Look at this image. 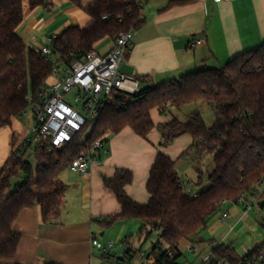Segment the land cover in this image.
Returning a JSON list of instances; mask_svg holds the SVG:
<instances>
[{"label": "trees", "instance_id": "16d2710c", "mask_svg": "<svg viewBox=\"0 0 264 264\" xmlns=\"http://www.w3.org/2000/svg\"><path fill=\"white\" fill-rule=\"evenodd\" d=\"M67 1L83 10L92 23L87 27H66L51 45L55 58L47 59L28 48L18 34L25 19L24 0H0V129L26 114L30 94L34 102L37 94L53 81L57 64L70 65L95 50L104 39L139 31L146 23L143 9L148 0H94L88 6H83L82 0ZM195 1L198 0H175V3ZM26 2L30 11L53 4V0ZM137 79L142 85L140 93L116 96V104L105 108L84 140L91 125L85 126L63 149L48 153L43 143L29 147L39 162L35 172L24 156L14 155L0 170V264H11L16 256L21 236L13 225L24 210L39 205L45 224L60 219L66 191L60 175L80 152L127 127L146 138L156 127L151 117L154 109L166 115L170 108L178 110L203 100L216 115L212 127L206 125L200 113L190 115L186 121L173 116L170 122L158 126L163 136L161 146L167 147L177 138L191 135L193 144L181 157L190 152L198 159L206 154L213 157L214 168L207 176L209 187L197 198L184 192L176 161L163 153L158 154L150 171L147 191L151 199L147 204L133 201L125 191L132 183L131 171L118 169L112 178L105 179L106 188L116 195L122 212L102 224L112 227L119 221L139 220L141 233L149 230L151 235L153 230H160L164 245L174 256L158 255V264H176L182 257L181 243L199 241L223 200L235 202L242 195L252 194L254 187L263 181L264 44L237 55L220 69L205 68L159 86L146 87L143 78ZM20 172L25 177L13 185V178L19 177ZM204 178L200 172V182ZM263 252L264 243L241 259L232 246L220 245L213 255L230 264H241L259 258Z\"/></svg>", "mask_w": 264, "mask_h": 264}, {"label": "crops", "instance_id": "0c3cea01", "mask_svg": "<svg viewBox=\"0 0 264 264\" xmlns=\"http://www.w3.org/2000/svg\"><path fill=\"white\" fill-rule=\"evenodd\" d=\"M82 3L88 6L94 0H82ZM143 16L146 23L134 32L133 45L128 49L120 70L126 75L143 78V86L146 87L180 80L205 68L220 69L237 55L264 44V0H230L221 4L200 0L179 4L175 0H148ZM91 23L92 19L83 10L67 0H53L52 6L34 11L25 4V19L18 34L28 48L39 52L50 38L60 35L66 27H87ZM196 40H203L204 44L192 47ZM112 45L113 39L106 38L95 49L106 54ZM151 117L156 127L146 138L130 127L118 134L107 135L108 153L87 175L72 172L71 175H60L66 191L62 214L57 222L45 224L39 205L24 210L18 216L13 228L21 238L11 264H102L95 257L92 238L108 236L112 239L114 235L104 231L110 227L102 223L122 212L116 195L106 188L105 179L112 178L118 169L131 171L132 183L126 186L125 191L133 201L147 204L151 199L147 182L159 153L176 161L181 179L183 169L180 162L190 161L192 166L186 165L183 170V175L188 177L203 159L196 158L191 152L181 157L192 146V136L183 135L163 147V136L158 126L173 118L160 115L157 109L151 111ZM22 119L14 118L11 126L0 129V170L12 157L14 140L18 141L28 132L21 127ZM208 187L206 177L200 190L195 189V192L200 194ZM241 217L237 214L235 220L229 217L225 221L228 235L236 224L243 221ZM125 221L129 220L121 222ZM125 227L124 232L128 226ZM144 232L146 236L139 250L152 236L149 230ZM201 236L197 244L203 242ZM220 245L232 246V242L216 247ZM207 254L201 249L195 264H199Z\"/></svg>", "mask_w": 264, "mask_h": 264}, {"label": "built area", "instance_id": "2783aa9c", "mask_svg": "<svg viewBox=\"0 0 264 264\" xmlns=\"http://www.w3.org/2000/svg\"><path fill=\"white\" fill-rule=\"evenodd\" d=\"M203 3L212 1L221 4L230 0H200ZM134 32L120 33L113 39V45L106 54L99 53L96 49L83 58L68 64H57L53 69V81L45 86L34 100L33 125L14 145L12 155L26 157L29 147L40 144L47 145L48 153L60 150L67 146L76 135L87 125H93L101 116L106 107L116 104V96L121 93L138 94L141 85L134 76L126 75L120 68L126 53L133 45ZM57 36L50 38L39 51L47 59H54L55 55L51 45ZM204 44L203 40H196L192 47ZM105 138L97 140L92 147L83 149L68 170L72 173L87 175L90 169L96 166L102 155H106ZM35 154V151H34ZM194 182L188 181L181 185L184 192L191 198H197L198 193L193 189ZM258 186L264 189L263 181L254 187L253 207L264 195L256 196ZM246 195H242L235 203H241ZM229 204V200H223L219 204V211ZM251 206H247L250 209ZM217 210V212H218ZM246 212L240 220H243ZM228 212L220 214L219 220H227ZM158 238L154 249L145 256L134 248H127L123 252L117 251V245L113 242H102L98 237L92 238L91 246L101 254L103 264H135L134 256H138L139 264H158L157 256L166 253V257L172 258L173 252L166 248L161 239V231L153 230ZM190 254L197 256L201 253V247L197 243L187 245ZM264 262V252L259 258L252 261H243L241 264H259ZM199 264H230L217 259L213 252L200 259Z\"/></svg>", "mask_w": 264, "mask_h": 264}, {"label": "rangeland", "instance_id": "374dc122", "mask_svg": "<svg viewBox=\"0 0 264 264\" xmlns=\"http://www.w3.org/2000/svg\"><path fill=\"white\" fill-rule=\"evenodd\" d=\"M25 4H27L26 0H24V5ZM33 107H34L33 97L32 94H30V106L28 107L26 114L23 116V119L21 121V127L22 129H24V131L25 130L29 131V129L33 125V114H34ZM196 113L201 114L208 127L213 126L216 119L215 111L210 107L207 101H203V100L182 107L181 109L178 110L170 108L166 116H172V118L173 116H175L182 121H186L190 117V115H194ZM91 127L92 126H90L89 129L84 134L83 140L87 137L88 133L91 130ZM192 154L195 155L194 153ZM25 159L32 165L33 170L35 172L39 162L36 155L34 154L33 148L29 150ZM181 165H182V169L184 170L186 165L192 166V163L190 161L182 160V162H180V166ZM213 168H214L213 157L208 154L203 156V159L200 160L198 165L192 169L188 177H186L185 174L183 175V170H181L179 167V169L182 172L181 174L184 182H188L189 180L195 182L193 185L194 190L195 189L200 190L203 182H205L206 180V177L213 171ZM201 171H203V176H205L202 182H200L199 180V175ZM68 174L71 175V172L68 169H66L62 173V176ZM24 177H25L24 173L20 172L19 177L13 178L12 184L16 185ZM263 191H264L263 187L258 186V190L255 193V195L259 196L263 193ZM252 194L246 195L245 200L241 203H235L233 201H229V204L222 208V211L229 212L232 221L235 220L237 214H239L240 216L246 212L243 221H241L240 224H236L234 226V229H232V231L229 232V235L225 229L226 220H221L222 222L219 220L222 211L220 212L218 210V212H216V214L212 216V218L209 221L207 230L203 232L201 236L203 242L199 244L204 253L206 254L210 253L213 251L216 245L224 242L226 243L229 241L232 242V248L237 252L238 256L241 259H245L247 255L255 247L264 243V209L261 208V205H264V195L252 207L251 206V204L253 203ZM247 206H251L250 209H248ZM122 222L119 221L118 223L114 224L112 227L106 228L104 230L114 235L112 239H110L108 236H105L103 238L98 236V238L104 243L113 241L117 245V251L119 252H123L127 248H134L136 250H139V247L144 242L146 236L145 235L146 232H144L143 236L141 233L142 223L139 220H129L127 222L125 221V223ZM126 225L128 226L127 231L124 232L126 230L125 227ZM97 226L100 227L98 224ZM97 226H95V228H97ZM224 237H226V240L224 239ZM157 241L158 238L156 234L153 233L152 236L148 239V241L142 246L141 248L142 250H139V252H143L147 258L149 253L155 247ZM187 244H188L187 242H183V244H181L180 251L182 253V257L177 260L176 264H195V262L197 261V255L190 254L188 252ZM94 254L95 257L98 260H100V263L103 264L100 252L94 250ZM133 262L135 264L140 263L138 256H134ZM259 264H264V263H259Z\"/></svg>", "mask_w": 264, "mask_h": 264}]
</instances>
